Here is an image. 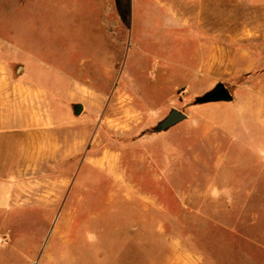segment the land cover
<instances>
[{"label":"rangeland","instance_id":"1","mask_svg":"<svg viewBox=\"0 0 264 264\" xmlns=\"http://www.w3.org/2000/svg\"><path fill=\"white\" fill-rule=\"evenodd\" d=\"M0 48L60 98L71 146L6 213L0 264H264L261 135L235 98L264 97V0H0ZM217 83L233 100L195 103Z\"/></svg>","mask_w":264,"mask_h":264},{"label":"crops","instance_id":"2","mask_svg":"<svg viewBox=\"0 0 264 264\" xmlns=\"http://www.w3.org/2000/svg\"><path fill=\"white\" fill-rule=\"evenodd\" d=\"M13 61L0 48V223L13 210L21 190L41 164L52 163L59 151L69 157L70 119L54 94L39 90L13 73ZM251 90L238 98L236 113L257 127L247 149L264 159V97ZM233 100V99H232ZM256 127L254 129H256ZM66 133L63 142L61 135ZM264 163V162H263ZM20 199V198H19Z\"/></svg>","mask_w":264,"mask_h":264},{"label":"water","instance_id":"3","mask_svg":"<svg viewBox=\"0 0 264 264\" xmlns=\"http://www.w3.org/2000/svg\"><path fill=\"white\" fill-rule=\"evenodd\" d=\"M233 99L229 90L222 84L217 83L211 90L204 93L202 96L196 97L195 103H209V102H220V101H231ZM75 114H80L83 110L81 104H74L73 106ZM187 115L178 110L171 109L168 114L160 120L153 128L154 133H160L167 131L171 127L185 120Z\"/></svg>","mask_w":264,"mask_h":264}]
</instances>
